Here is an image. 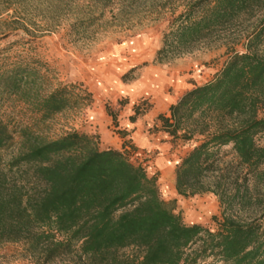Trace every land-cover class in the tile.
<instances>
[{
	"label": "trees",
	"instance_id": "1",
	"mask_svg": "<svg viewBox=\"0 0 264 264\" xmlns=\"http://www.w3.org/2000/svg\"><path fill=\"white\" fill-rule=\"evenodd\" d=\"M171 27L158 60L246 39L244 51L233 50L212 80L187 90L157 119L172 139L202 137L176 164L179 195L213 192L226 209L251 208L264 183V144L257 141L264 132V54L256 51L264 45V0H191ZM30 78L29 63L0 67L2 91L22 93L43 120L90 98L60 85L33 99ZM140 114L135 106L131 120ZM13 142L0 119V151ZM15 144L0 168V243H22L33 264H196L208 257L264 264L263 213L247 220L225 214L211 231L185 223L161 197L156 174L124 149L101 148L92 134L74 129L45 139L25 127ZM227 145L229 160L221 152Z\"/></svg>",
	"mask_w": 264,
	"mask_h": 264
},
{
	"label": "rangeland",
	"instance_id": "2",
	"mask_svg": "<svg viewBox=\"0 0 264 264\" xmlns=\"http://www.w3.org/2000/svg\"><path fill=\"white\" fill-rule=\"evenodd\" d=\"M190 2L0 0V67L4 62L29 63L32 81L29 87L33 99L47 95L60 85L74 86L75 91L82 89L90 94V98L77 99L61 112L43 120L33 102H27L22 93H4L0 88V119L14 134L13 144L0 151V168L6 167L8 159L16 151L19 131L25 127L45 139H55L74 129L99 139L92 123L94 116L89 114L94 105H100L113 135L124 138L127 148L121 147L120 150H126L132 161L141 163L149 173L157 175L161 197L185 223L199 224L216 231L225 214H233L242 220L264 214V183L255 192L258 200L245 210L236 206L226 209L213 192L188 197L177 193L176 164L202 137L196 136L190 142L172 139L161 128L158 115L148 114L145 122L148 131L155 133L157 141L169 140L171 143L168 151L171 160L161 169L160 160L156 162L155 158L162 154V149L139 150L129 143V130L122 125L124 118L132 121L130 117L135 114V106L142 112L137 118L150 111L155 112L152 109L154 99L163 98L162 93L173 95L181 92L176 102L187 90L212 80L233 50L244 51L246 39L240 36L231 45L222 42L211 46L199 44L189 52L177 56L169 54L158 60L157 51L163 46L165 34L172 29V19ZM81 20L82 24H79ZM247 25L244 24L239 31L244 32ZM256 51L264 54V45ZM136 89H140V96L134 93ZM161 114L169 115V109ZM98 116L95 118L100 119ZM158 132H162V137ZM164 133L167 138H163ZM257 141L264 144V132L258 135ZM99 145L101 148H115L114 143L101 144L100 139ZM221 152L225 159H232L229 145L223 146ZM260 169L264 170V163ZM262 222L264 225V219ZM0 264L33 262L22 243L3 242L0 243ZM50 264H65V261L57 259ZM196 264L219 262L208 257Z\"/></svg>",
	"mask_w": 264,
	"mask_h": 264
},
{
	"label": "crops",
	"instance_id": "3",
	"mask_svg": "<svg viewBox=\"0 0 264 264\" xmlns=\"http://www.w3.org/2000/svg\"><path fill=\"white\" fill-rule=\"evenodd\" d=\"M139 90L140 89H136L134 91V93L137 94V96L141 95ZM162 94H163V98L160 97L159 99H154V105L152 109L156 110L155 112L150 111L149 113H147L146 115L142 117H137L136 120L134 121H129L128 118H124L122 121V125L126 127L127 130H129V134L127 136L128 139L130 140L129 143L134 144V146H136L139 150H142L145 148L146 149H149V148L162 149V154H160L159 156L155 158L156 162H159L160 160L159 168L161 169L165 167L167 165L166 163L171 160L169 152H168L171 147V143L169 140L168 141L166 140L157 141L155 137V133H150L147 129L148 125H146L147 123L146 118H148V114H152V116H155V115H159L161 113L167 112L170 105L173 102H175L178 96H180L181 92L175 93L173 95H165L164 93ZM90 111L91 113L89 114V116H94L92 123L94 124L93 127L97 130L99 134V139L101 141V144H109L112 142L114 143L115 148L121 149V147H123L124 149H126L127 146L123 143L124 138L122 139V138H119L115 134L113 135V132H111V129L108 127V121H107L108 119L105 116L104 108L100 105L99 106L94 105ZM130 114L131 113H128V115ZM96 115H99L98 117L100 119L95 118ZM158 133H159L158 134L159 136L160 134H162V132H158ZM164 135L165 137L163 138H167V134L164 133Z\"/></svg>",
	"mask_w": 264,
	"mask_h": 264
}]
</instances>
